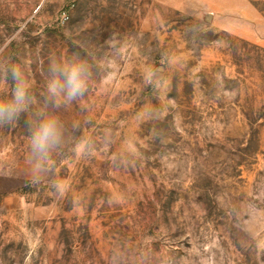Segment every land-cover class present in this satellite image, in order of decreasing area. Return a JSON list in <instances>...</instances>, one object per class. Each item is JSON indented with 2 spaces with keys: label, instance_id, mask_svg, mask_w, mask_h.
Segmentation results:
<instances>
[{
  "label": "rangeland",
  "instance_id": "1",
  "mask_svg": "<svg viewBox=\"0 0 264 264\" xmlns=\"http://www.w3.org/2000/svg\"><path fill=\"white\" fill-rule=\"evenodd\" d=\"M51 63L83 97L46 99ZM5 66L35 102L0 122V264H264V0H0Z\"/></svg>",
  "mask_w": 264,
  "mask_h": 264
},
{
  "label": "clouds",
  "instance_id": "2",
  "mask_svg": "<svg viewBox=\"0 0 264 264\" xmlns=\"http://www.w3.org/2000/svg\"><path fill=\"white\" fill-rule=\"evenodd\" d=\"M161 72L162 69H157ZM4 79L11 78L13 82L12 97L10 100L0 99V122L10 123L19 118L21 113L31 110L35 97L30 95L28 80L21 67L5 66L0 68ZM50 78L46 83V99L51 101L55 107L83 97L88 90V69L82 63H73L62 66L51 63L49 66ZM37 116H43L35 124L31 134V152L34 159L46 160L50 154L58 149L63 143L64 130L60 119L55 115H47L43 111Z\"/></svg>",
  "mask_w": 264,
  "mask_h": 264
},
{
  "label": "built area",
  "instance_id": "3",
  "mask_svg": "<svg viewBox=\"0 0 264 264\" xmlns=\"http://www.w3.org/2000/svg\"><path fill=\"white\" fill-rule=\"evenodd\" d=\"M61 17H62V20L63 21H66L69 18V15H68L67 12H63L62 15H61Z\"/></svg>",
  "mask_w": 264,
  "mask_h": 264
}]
</instances>
